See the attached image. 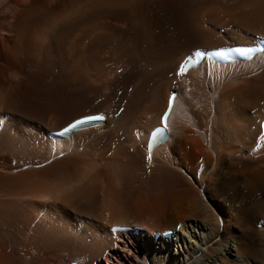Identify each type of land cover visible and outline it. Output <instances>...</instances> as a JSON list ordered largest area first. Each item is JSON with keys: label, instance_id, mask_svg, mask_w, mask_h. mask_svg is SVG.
I'll use <instances>...</instances> for the list:
<instances>
[{"label": "bare ground", "instance_id": "6f19581e", "mask_svg": "<svg viewBox=\"0 0 264 264\" xmlns=\"http://www.w3.org/2000/svg\"><path fill=\"white\" fill-rule=\"evenodd\" d=\"M258 38L264 0H0V264H191L197 231L199 264H264V54L179 72Z\"/></svg>", "mask_w": 264, "mask_h": 264}, {"label": "rangeland", "instance_id": "374dc122", "mask_svg": "<svg viewBox=\"0 0 264 264\" xmlns=\"http://www.w3.org/2000/svg\"><path fill=\"white\" fill-rule=\"evenodd\" d=\"M201 172H202V170H201ZM257 197L259 198L260 196L257 195ZM196 221H197L196 223H198L199 220L197 219ZM244 226L246 227L245 229H244ZM261 227H262V224L257 223L256 228L261 230L262 229ZM253 228H254V222L253 221L251 223H248V224L247 223L243 224V229L245 230V232H247L246 236H248V237L251 236V233H249V232H252ZM261 232L262 231H260L259 234L257 233L258 235L256 234L255 243L257 245L262 244V246H264L263 245L264 243H262L263 240L261 238L257 237V236H261V237L264 236V233L263 232L261 233ZM189 236L186 237V241L184 240V242L183 241L182 242L181 241L175 242V244L172 248V258L173 257H175V258L179 257L181 260L185 259L187 261V259H188L187 262H190L191 264H199V263H197L198 260L195 259L196 256H198L199 254H197V253L195 254V252L197 250H199L200 247H204V249L207 247V246H203V245H205V237L203 235H199V231H197L196 233L194 232L192 234L190 233ZM243 250L244 251H242V253H244L250 257H252V256L255 257L256 255H258L256 252H254L252 250L251 246L245 247ZM204 251H206V249ZM254 253H256V254H254ZM191 256H193V257L191 258ZM257 257L264 260L263 254H259V256H257ZM189 258H190V260H189ZM231 259H234L233 261L237 260V258H235L233 256L231 257ZM237 262H238V264H242V262L239 260H237ZM218 263H220V261H218Z\"/></svg>", "mask_w": 264, "mask_h": 264}, {"label": "snow or ice", "instance_id": "6c2138e0", "mask_svg": "<svg viewBox=\"0 0 264 264\" xmlns=\"http://www.w3.org/2000/svg\"><path fill=\"white\" fill-rule=\"evenodd\" d=\"M235 51H238V52H239V51H241V50H240V49H236ZM246 51L251 52L252 49H247ZM201 55H202V54H201ZM190 62H192L191 57H190L188 60H186L184 64H181V65H180L179 72L182 73V72L186 71V66H187ZM178 74H179V73H178ZM173 99H174V97H173ZM169 107H171V99H170ZM166 117H167V113H165V119H166ZM97 118L102 119V117H89V118H87V119H97ZM82 122H83V121H77L76 123L79 124V123H82ZM72 126L74 127L75 125H72ZM166 127H167V125H166V123H165V127H164V128H158V129L152 134V135H153V138H155L158 134L162 133V132L166 129ZM65 131H67V129H65ZM149 158H150V157H149Z\"/></svg>", "mask_w": 264, "mask_h": 264}]
</instances>
